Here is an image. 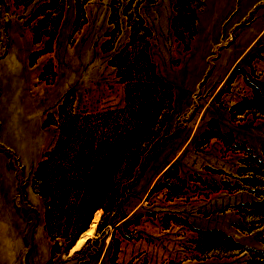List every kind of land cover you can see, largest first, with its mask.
Segmentation results:
<instances>
[{"label": "rangeland", "instance_id": "rangeland-1", "mask_svg": "<svg viewBox=\"0 0 264 264\" xmlns=\"http://www.w3.org/2000/svg\"><path fill=\"white\" fill-rule=\"evenodd\" d=\"M0 264H264V0H0Z\"/></svg>", "mask_w": 264, "mask_h": 264}, {"label": "bare ground", "instance_id": "bare-ground-1", "mask_svg": "<svg viewBox=\"0 0 264 264\" xmlns=\"http://www.w3.org/2000/svg\"><path fill=\"white\" fill-rule=\"evenodd\" d=\"M95 221L93 222V224H92V226H94L95 225ZM92 231V230H91ZM87 235H88V233H87ZM84 239V237L82 238V240ZM85 240V239H84ZM82 242V241H81ZM83 243V242H82Z\"/></svg>", "mask_w": 264, "mask_h": 264}, {"label": "trees", "instance_id": "trees-1", "mask_svg": "<svg viewBox=\"0 0 264 264\" xmlns=\"http://www.w3.org/2000/svg\"><path fill=\"white\" fill-rule=\"evenodd\" d=\"M97 209H102V205H97Z\"/></svg>", "mask_w": 264, "mask_h": 264}]
</instances>
